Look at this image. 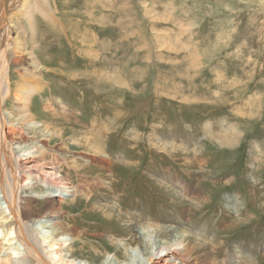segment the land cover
<instances>
[{
	"label": "rangeland",
	"instance_id": "rangeland-1",
	"mask_svg": "<svg viewBox=\"0 0 264 264\" xmlns=\"http://www.w3.org/2000/svg\"><path fill=\"white\" fill-rule=\"evenodd\" d=\"M49 2L53 15H35L25 30L43 68L34 75L44 80L30 100L37 127L61 134L47 136L45 149L74 160V170L59 162L56 174L80 188L76 198L55 191V208L45 197L27 202L35 214L57 210L70 233L94 235L122 227L95 202L160 222L185 210L197 232L216 234L221 251L259 245L255 264H264V0ZM27 57H6L12 90L3 108L18 104L13 88ZM111 73L124 85L107 79ZM51 102L65 115L56 117ZM220 134L223 145L214 139ZM48 155L41 153L50 163ZM162 176L185 182L196 202L180 200ZM232 195L237 209L228 205ZM85 240L110 250L104 238Z\"/></svg>",
	"mask_w": 264,
	"mask_h": 264
},
{
	"label": "bare ground",
	"instance_id": "bare-ground-1",
	"mask_svg": "<svg viewBox=\"0 0 264 264\" xmlns=\"http://www.w3.org/2000/svg\"><path fill=\"white\" fill-rule=\"evenodd\" d=\"M24 2L25 0H0V237L6 233L4 240L0 238V264H255L259 245L249 247L235 244L236 246L226 252L221 251L220 245L216 243V234L209 231L197 232L193 219L189 216L183 217L185 210H180L178 215L176 213L170 219L160 222L154 218L141 217L134 211L122 214L119 206L111 199L106 204L95 202L97 208L103 210L102 218H107V221L116 218L122 227L117 234H103L98 231L94 235L70 233L66 229L68 226H64L56 216L57 210L45 209L39 217L35 214L36 209L27 202L45 197L51 207L55 208V202H62L52 198L55 191L61 190L58 196L76 198L74 195L80 187L68 185L65 178L56 174L59 162L67 163L74 170V160L67 161L62 154L56 153L59 151L45 149L47 147L43 143L48 140L47 136L59 137L61 134L55 129L50 132L52 128L47 123H44L43 127H37L33 101L30 100L31 94L43 90L44 80L34 75L43 68L32 47L28 50L25 37L29 31L27 29L30 27L31 31L36 22L35 15H53L50 12L51 5L49 0H39L37 3L31 0L27 6H18ZM21 18L26 20L27 28L23 26ZM12 34L16 35L14 39ZM14 52L19 56L29 55L27 58L30 59V65L26 69L23 68L20 73L21 81H17L14 86L17 89L13 88L14 103L18 104L8 110L3 107L9 99L12 86L9 83V68L4 62L7 55ZM22 63L26 65L27 61H20V65ZM108 78L116 84L124 85L125 81L122 82L115 73L108 74ZM25 82L33 87L25 88ZM57 101L60 102L58 98ZM51 104V111L56 117L59 116L54 113L57 102ZM47 105L45 107L49 108ZM23 137L30 141H23ZM214 139L221 145L227 142L223 134ZM41 153L44 156L49 154L52 162L44 161ZM57 156L64 160L57 161ZM76 165L81 163L77 162ZM39 167L43 170H39ZM162 180L179 199L196 202V193L189 191L182 180L177 181L166 176H162ZM174 189H185L188 195L192 193L193 196L181 195ZM235 198L232 195L228 205L237 209ZM36 213L38 214V211ZM36 224L46 229L45 234L39 236L41 231ZM93 236L104 238L110 250L85 240ZM84 247H88L87 255L82 254ZM129 247L137 250L138 255L130 252ZM109 251L112 252L111 256ZM237 255L249 257L247 260L234 261Z\"/></svg>",
	"mask_w": 264,
	"mask_h": 264
},
{
	"label": "crops",
	"instance_id": "crops-1",
	"mask_svg": "<svg viewBox=\"0 0 264 264\" xmlns=\"http://www.w3.org/2000/svg\"><path fill=\"white\" fill-rule=\"evenodd\" d=\"M56 111L54 113L60 114L61 116L65 115V112L59 108V106L56 105L55 107ZM52 110V109H51ZM68 115V114H67Z\"/></svg>",
	"mask_w": 264,
	"mask_h": 264
}]
</instances>
